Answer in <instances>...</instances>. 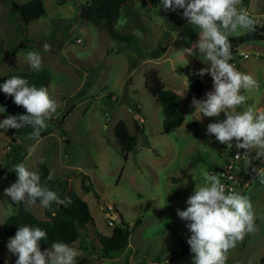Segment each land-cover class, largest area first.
Instances as JSON below:
<instances>
[{
    "label": "rangeland",
    "instance_id": "1",
    "mask_svg": "<svg viewBox=\"0 0 264 264\" xmlns=\"http://www.w3.org/2000/svg\"><path fill=\"white\" fill-rule=\"evenodd\" d=\"M10 1L0 0V75L32 69L27 53H39L40 69L49 76L44 87L59 106L38 139L29 135L11 139L6 128H0L1 264H15L17 259L7 247L12 236L1 231L6 216L20 213L17 205L22 207L21 213L36 219L53 215L51 207L43 208L39 201L25 206L5 195V189L18 180L14 166L24 163L38 172L37 162L48 167L53 177L50 185L62 180L61 190L67 191V197L87 203L92 224L80 229L69 244L80 253L77 264H192L194 254L187 243L191 233L177 209L185 210L195 187L203 186V170L213 164L223 166L239 149L219 143L206 132L209 123L225 118L223 113L201 117L190 106L193 97L187 94V83L208 62L203 57H188V64L176 59L177 51L198 39L182 15L183 9L164 11L160 0H125L113 26L127 39H117L108 34L103 21L94 23L79 16V8L87 0H42L44 13L23 27L10 10ZM263 1L243 0V6L264 34ZM45 43L49 50L44 49ZM14 44L18 47L12 54L9 48ZM236 47V51H247L244 57H236L234 52L236 68L259 84L241 94L248 97L247 106L264 109V36ZM148 68L155 69L181 102L183 119L168 132L162 131L160 104L144 85ZM7 117L0 112V121ZM118 119L136 138L126 158L112 130ZM13 143L20 144V156L6 153L5 148H12ZM256 151L245 155L241 165L251 172L246 185L236 192L253 204L258 231L229 250L226 264H264L259 259L264 253V183L257 174L264 169V158L256 159ZM120 222L127 244L103 256L97 234H109ZM47 247L51 246L41 250Z\"/></svg>",
    "mask_w": 264,
    "mask_h": 264
},
{
    "label": "clouds",
    "instance_id": "2",
    "mask_svg": "<svg viewBox=\"0 0 264 264\" xmlns=\"http://www.w3.org/2000/svg\"><path fill=\"white\" fill-rule=\"evenodd\" d=\"M159 7L172 12L183 9V17L197 32L198 39L191 47L177 51L176 59L188 64V57H203L208 62L198 75L210 74L213 89L206 92L203 99L193 97L190 106L201 117H219L223 113L225 118L209 123L207 134L228 147L245 150V154L256 149V159L264 158V109L247 106L248 97L241 94L242 90L258 88L259 84L230 63L229 36L241 30L255 31L257 24L243 6V0H160ZM44 49L49 50L50 45L45 43ZM27 60L33 70H40L39 53L29 51ZM0 91L26 110V114L9 115L0 121V128L31 127L29 138L38 139L57 113V101L45 87L29 85L19 76L6 79L0 84ZM5 111L6 107L0 106V112ZM13 171L18 180L5 189V195L15 204L35 206L39 201L41 207L50 208L54 203H64L56 192L42 185L41 176L24 163L16 164ZM252 171L257 172L255 168ZM257 174L264 183V169ZM201 175L203 186L195 187L186 201V209H177V215L187 222L191 233L187 243L194 254L192 264H226L229 250L258 231L256 212L245 196L231 189L226 194L218 175L207 170ZM52 178L50 173L47 179ZM47 239L46 230L25 225L18 228L7 247L17 257L15 264H77L79 251L63 241H55L42 251L41 242Z\"/></svg>",
    "mask_w": 264,
    "mask_h": 264
},
{
    "label": "trees",
    "instance_id": "3",
    "mask_svg": "<svg viewBox=\"0 0 264 264\" xmlns=\"http://www.w3.org/2000/svg\"><path fill=\"white\" fill-rule=\"evenodd\" d=\"M124 1L125 0H87L86 3L80 6L79 16L94 23L103 21L106 31L110 36L117 39H127V35L118 32L113 26L120 17V9ZM9 8L17 14L19 25L22 27L44 13L42 0H27L21 3L11 0L9 2ZM260 10L264 13V1L260 6ZM262 36H264V34L261 33L257 27H255V31H243L240 34L229 36L232 54L230 62H234L235 60V58H233V53L236 51L237 44L246 40L261 38ZM17 47L18 44H14L9 48V52L13 54ZM13 76L24 78L29 82V85H35L37 88L46 86L49 81L47 72L41 69L8 70L0 75V84H3L6 79ZM144 79L146 89L161 106L163 113L161 121L162 131L168 132L177 126L183 119L181 102L176 99L177 94L173 90L164 86L155 69L148 68L144 72ZM212 85L213 80L210 74L206 73L202 77L199 76L198 73L194 74L190 77L189 83H187V94L195 98L199 97L203 99L205 93L213 89ZM0 101L2 106L6 107L5 113L7 116L26 114V110L22 106H17L13 102V99L6 96L2 91H0ZM69 110L70 107H68L66 111L68 112ZM112 130L116 142L124 151L123 157L126 158V152L134 148L136 138L133 134L129 133L126 123L121 119L114 122ZM32 131L33 129L31 127H24L19 130L6 129L11 139L14 137H21L22 135H29ZM12 146V148H15V154L21 151V146L18 147L14 143ZM37 166V173L41 176L42 185L56 192L64 203L53 204L54 210L52 216L43 219L39 218L29 223H22L14 213L9 214L2 221V234L14 237L19 227L27 225L31 227H40L47 231L48 239L41 242V247L51 246L55 241H63L70 244L76 239L80 229L85 228L87 224H92V217L89 213L87 203L84 199L76 196L67 197V191L61 193L62 180L57 181L53 186L48 185V167L44 162H37ZM211 167L217 169L218 166L217 164H213ZM97 240L103 256L121 250L127 244V233L123 229V223L120 222L119 225H113L109 234L98 233ZM259 259L264 263V253ZM149 264H157V262L153 261Z\"/></svg>",
    "mask_w": 264,
    "mask_h": 264
},
{
    "label": "built area",
    "instance_id": "4",
    "mask_svg": "<svg viewBox=\"0 0 264 264\" xmlns=\"http://www.w3.org/2000/svg\"><path fill=\"white\" fill-rule=\"evenodd\" d=\"M78 40V38H76ZM236 57H244L247 56V51L239 50L235 51ZM234 53V56H235ZM233 63L234 62H230ZM235 65V64H234ZM236 66V65H235ZM238 70V69H237ZM245 151L239 149L234 154L233 159L223 164L221 167H217V169H214L213 167H209L208 171L210 173L216 174L221 179V183H223L226 187V194L227 190L231 189L234 191H237L236 189L243 188L247 183V176H249L251 169L249 171H246V166H243L245 162ZM110 205V204H108ZM107 223L111 224V220L107 219Z\"/></svg>",
    "mask_w": 264,
    "mask_h": 264
},
{
    "label": "crops",
    "instance_id": "5",
    "mask_svg": "<svg viewBox=\"0 0 264 264\" xmlns=\"http://www.w3.org/2000/svg\"><path fill=\"white\" fill-rule=\"evenodd\" d=\"M15 144V143H14ZM15 145H17L18 147L20 146V144L18 145V144H15ZM13 149H15V148H11L10 146L9 147H7V148H5V151H6V153H9V152H11L14 156H20V153H22L21 151H19L18 153H16L15 154V150H13ZM38 170V169H37ZM47 183L49 184V180H47ZM50 185V184H49ZM50 186H52V185H50ZM61 193H64L65 191L64 190H61L60 191ZM16 208L20 211V213H16V216H17V218H18V220L19 221H21V219H22V223H29V222H33V221H35L36 220V218H35V216L34 215H32V214H30V213H27V212H23V213H21L22 212V207L20 206V205H17L16 206ZM53 213V212H52ZM15 214V213H14ZM23 214V215H22ZM3 221V220H2ZM1 224H2V222H1Z\"/></svg>",
    "mask_w": 264,
    "mask_h": 264
},
{
    "label": "water",
    "instance_id": "6",
    "mask_svg": "<svg viewBox=\"0 0 264 264\" xmlns=\"http://www.w3.org/2000/svg\"><path fill=\"white\" fill-rule=\"evenodd\" d=\"M51 210H54V206H51ZM112 217V216H111Z\"/></svg>",
    "mask_w": 264,
    "mask_h": 264
}]
</instances>
